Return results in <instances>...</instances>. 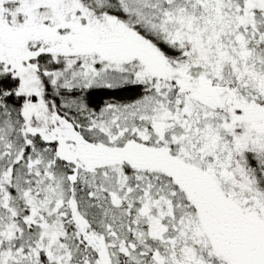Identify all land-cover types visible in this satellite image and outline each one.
I'll return each mask as SVG.
<instances>
[{
	"label": "snow or ice",
	"instance_id": "snow-or-ice-1",
	"mask_svg": "<svg viewBox=\"0 0 264 264\" xmlns=\"http://www.w3.org/2000/svg\"><path fill=\"white\" fill-rule=\"evenodd\" d=\"M0 264H264V0H0Z\"/></svg>",
	"mask_w": 264,
	"mask_h": 264
}]
</instances>
